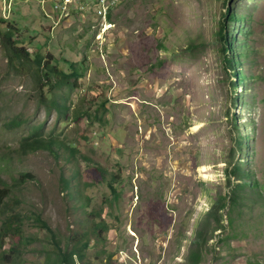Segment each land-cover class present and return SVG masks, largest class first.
<instances>
[{"label": "rangeland", "instance_id": "1", "mask_svg": "<svg viewBox=\"0 0 264 264\" xmlns=\"http://www.w3.org/2000/svg\"><path fill=\"white\" fill-rule=\"evenodd\" d=\"M231 2L121 0L101 56L89 13L58 19L52 0H0V30L12 24L31 54L10 64L0 41V187H9L0 226L16 216L12 232L33 240L5 237L0 264H53L36 217L63 245L72 233L89 232L90 264H186L193 231L237 182L227 172L239 159L257 185L221 211L231 226L213 235L208 227L200 264H264V0ZM227 5L243 16L232 31L245 75L235 88L218 36ZM35 53L49 54L66 73L73 65L81 72L76 85L56 91L67 107L60 118L48 113L42 97L51 93L33 78ZM14 119L21 122L9 125ZM37 124L56 142L55 153L19 149ZM238 132L241 153L233 144ZM22 172L34 178L21 181ZM93 219L108 225L99 237L90 231Z\"/></svg>", "mask_w": 264, "mask_h": 264}, {"label": "trees", "instance_id": "2", "mask_svg": "<svg viewBox=\"0 0 264 264\" xmlns=\"http://www.w3.org/2000/svg\"><path fill=\"white\" fill-rule=\"evenodd\" d=\"M233 3V0L232 2ZM233 7V5H232ZM226 12L223 14V19L220 22L218 27V36L219 39L222 41L221 43V51L224 52L223 61L224 66L227 71H230L233 76V80L231 81V86L235 88L236 84H242L245 81L244 73L238 69V65L240 64V56L241 53L237 52L238 47L236 43L233 42L232 31L235 29L236 26L242 27L243 16L237 14L235 10L231 9L229 5L226 7ZM5 20L0 17V23H4ZM15 29L12 24L7 23L4 30H0V41L2 44L3 50L5 51V55L8 58V62L10 64H18L23 65L25 60L30 59L31 54L27 51V49L20 45L21 41L17 38H14ZM231 30V32H230ZM227 32L230 35V38H227ZM24 41V40H23ZM52 57L47 55H41L39 53H35L33 57V78L35 79L36 83L39 85V90L42 92L44 87L48 88V92L51 93V96L42 97L43 101L46 103L48 113L54 109L57 114V118L66 115L67 107L64 102L59 101V96L57 95L56 91L61 89L62 87H73L76 85L77 78L81 75V72L78 71L77 67L73 65L72 70L69 73L64 72L63 70L59 69L56 65L51 64ZM52 75V76H51ZM54 75V78H52ZM73 79V80H72ZM236 98V97H235ZM103 108L105 109V103L102 104ZM77 118V117H75ZM21 121L11 120L8 122L9 125H18ZM42 124L33 125L30 129L28 135H25L21 138L19 143V149L23 154L28 153L29 151H36L38 149H47L50 152L55 153L56 149L54 145L53 138H47L43 135L42 131ZM243 136L240 132H238L237 137L234 144V150L238 152H242L244 148ZM228 164H232L233 160H227ZM243 162L241 159L234 162L232 164V168L230 169V175L233 173L234 176L237 178V182L235 185L230 189L228 194L224 195H217L213 202L210 210L206 212L202 222L199 223V227L193 231L194 238L191 240V247L188 251L186 256V264H200L202 260V251L205 243L208 240V235L206 236V231L208 227L213 223L211 228L209 229L210 235H213L214 231L217 230H224L225 227H229L233 223V219L230 216H227V226L223 224V214L222 210L225 207H229V210L233 206L237 204L239 198L242 195L243 190H245L246 186L249 185H257V182L252 178V172L246 171L242 168ZM101 177L105 178L104 170L100 169ZM115 176V175H113ZM19 179L21 181H25L26 179H33L34 176L28 172H22L19 175ZM228 177V181H229ZM61 180L65 186V189H68L67 193L70 196H73V190H71L70 180L61 176ZM108 187L115 191V187L111 182H108ZM9 194V187L4 186L0 187V206L3 204L5 197ZM88 214L92 215L94 218V211H89ZM99 215V214H96ZM11 216L2 221L0 226V247L4 244L5 237L9 235L19 234V232L13 233L12 231L18 230L17 224H15V220H13ZM36 221L45 231L48 232L50 243H51V251L44 252L46 258L52 260L53 264H90V261L86 260V253L85 250L89 247V238L87 235L89 232H85L83 236H79L78 233H72L70 237H68L67 243L64 245L61 244V240L53 231V229L46 223V221L36 217ZM91 232L95 233L97 237L102 234L103 230H106L108 225L104 220L95 221L92 220L91 223ZM219 231V232H220ZM20 239H26L28 241L32 240L29 236H20ZM33 241V240H32ZM15 250V246L13 245L10 247V254ZM8 256H2L3 258H9Z\"/></svg>", "mask_w": 264, "mask_h": 264}, {"label": "built area", "instance_id": "3", "mask_svg": "<svg viewBox=\"0 0 264 264\" xmlns=\"http://www.w3.org/2000/svg\"><path fill=\"white\" fill-rule=\"evenodd\" d=\"M45 0H41L43 4ZM121 0H52V9L58 19L69 16L72 12L93 16V35L95 47L104 56L103 50L107 49V35L114 29L115 23L110 14L120 4Z\"/></svg>", "mask_w": 264, "mask_h": 264}]
</instances>
